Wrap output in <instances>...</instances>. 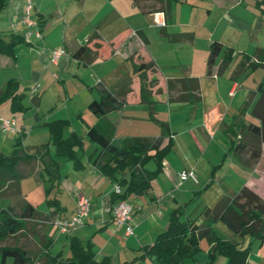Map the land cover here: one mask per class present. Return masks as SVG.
Listing matches in <instances>:
<instances>
[{"label": "crops", "instance_id": "1", "mask_svg": "<svg viewBox=\"0 0 264 264\" xmlns=\"http://www.w3.org/2000/svg\"><path fill=\"white\" fill-rule=\"evenodd\" d=\"M259 1L169 0L170 14H147L133 0H32L28 16L35 24L28 26L24 22L27 0H9L0 12V34L25 37L30 32V36L28 43L18 46L16 60L0 56V90L8 79H17L26 107L24 112H12L7 100L5 117L20 125L22 145L39 152L31 163L19 166V196L0 202L19 211L20 202L25 201L50 216L43 223L25 224L21 230L24 248L36 254L51 240L53 253V245L61 241L69 255V237L77 236L90 242L96 259L108 257L110 264H154L143 255L142 246L151 244L166 228L174 208H183V220L198 217L211 204L198 205L196 195L214 186L218 192L214 206L239 186L264 197V140L252 129L260 125L252 110L264 89V4ZM182 3L191 12L196 3H207L219 16L206 23L184 22L178 18ZM36 32L41 36L36 37ZM215 40L234 50L222 71V53L210 71L207 66L209 46ZM84 45L88 52L75 56ZM56 48H63L65 54L53 61ZM142 63H153L147 71L148 81L156 82L150 87L151 104L140 98V77L134 67ZM188 77L199 82L195 102L188 99ZM102 91L122 100V106L102 115L94 113L89 104L99 100ZM19 113L23 116L13 117ZM56 120L68 122L64 136L74 133L82 139L78 165L57 156L49 142L48 123ZM160 122L167 123L172 146L150 188L128 199L132 233L126 234L127 226L113 220L111 195L118 186L94 163L100 147L89 139L88 131L94 128L120 143L134 136L159 137ZM42 163H48L56 175L51 192L57 188L52 196L57 197L60 210L52 214L47 204L44 211L38 210L23 192L25 178L46 180ZM145 167L153 170L156 164L149 161ZM187 169L194 170L196 179L179 176ZM80 195L90 202L85 223L61 233L62 239L51 236L52 219L70 217Z\"/></svg>", "mask_w": 264, "mask_h": 264}, {"label": "trees", "instance_id": "2", "mask_svg": "<svg viewBox=\"0 0 264 264\" xmlns=\"http://www.w3.org/2000/svg\"><path fill=\"white\" fill-rule=\"evenodd\" d=\"M9 0H0V12L7 6ZM143 13L163 12L170 14L169 0H133ZM264 4V0L258 2ZM29 42L22 35L11 33L0 34V56H7L13 61L17 58L18 46ZM88 52L86 45L81 47L75 56ZM223 54L220 71L224 70L234 57V50L224 47L219 41L211 42L207 57L208 70L215 64L219 54ZM256 64V63H254ZM153 63H142L134 67L140 77V98L142 103L151 104L152 91L156 82L148 81L147 71ZM188 99L195 102L199 99V82L196 77H188ZM253 107V114L260 120V125L252 127L261 140H264V89ZM24 94L19 91V82L15 78L8 79L0 90V103L9 100L12 112H24L22 104ZM123 101H118L107 91H102L99 100H93L89 108L96 114L102 115L107 111L120 108ZM68 126L65 120H56L48 123L49 142L55 148V154L73 160L78 165L77 150L83 147L82 139L74 133L64 136ZM161 135L156 138L134 136L123 139L120 143L108 140L94 128L88 131L89 139L99 145V152L94 155V163L107 178L118 186L112 192L111 201L115 204L121 200H128L133 195L145 192L151 186V180L162 167V162L171 149V132L167 123L160 122ZM167 143L163 145L164 139ZM39 148L34 152L22 145V138L15 137L9 153L0 151V201L8 197H17L20 194L19 180L21 179L19 166L31 163L38 156ZM259 156V153L257 154ZM154 161L156 168L149 170L145 165ZM43 173L49 185L46 187V204L53 212L60 210L58 199L49 194L55 187L54 169L48 163H42ZM129 201V200H128ZM183 208H174L169 215L166 228L160 232L151 244L142 246L144 256H150L154 264H184L186 258L195 259L201 251L200 240L206 239L209 249V259L203 264H214L216 255H223L226 264H248L250 243L247 238L257 239L264 243V197L248 186H242L237 192L223 197L214 207H204L198 217L182 219ZM56 218V217H55ZM202 218V220H200ZM50 216L38 212L34 206L22 201L20 210L15 206L2 205L0 202V264H35V260L42 264H110L108 257L95 258L90 242H84L77 236H70L68 241L69 255L62 252L51 253L52 241L44 242L38 253L31 252L18 244H1L9 237L20 233L25 224L33 220L34 224L43 223ZM54 219V218H53ZM52 219V220H53ZM36 220V221H35ZM114 220V217H113ZM217 221L223 222L233 233L240 237L225 238L214 225Z\"/></svg>", "mask_w": 264, "mask_h": 264}, {"label": "rangeland", "instance_id": "3", "mask_svg": "<svg viewBox=\"0 0 264 264\" xmlns=\"http://www.w3.org/2000/svg\"><path fill=\"white\" fill-rule=\"evenodd\" d=\"M218 16H219L218 10L210 5H207V3H203V4L196 3V5L194 6L193 12L189 10L188 6L185 3L180 4L179 9H178V18L179 20H182L184 22L195 20L198 23H202V22L206 23V22H211L210 20L212 19L216 20ZM8 103L9 102L6 101L4 104V108L3 107L0 108V119H7L5 115L7 111L9 110ZM22 116L23 115L19 113L17 115L14 114L13 117L19 118ZM19 128H20V125L18 123H17V126H15L14 131L12 130L3 131L0 128V151L5 152V153L10 152L12 142L14 141L15 137L18 136V134H20L18 132ZM46 185H47L46 180L42 182L41 180H37V178L34 176H29L23 180L24 195H26L29 200L34 202V205L40 211H44L45 210L44 208L46 207V197H45V192H44V187ZM235 188L236 189H234V191L237 192L240 189V186L235 187ZM216 190L217 188L214 186V187H210L207 191L204 190L203 192L199 193L198 195H196L195 203L199 205V203L203 201L204 202L208 201L209 204H211L210 206L213 207L215 204L213 203L215 200V196L216 194H218ZM57 191L58 190L56 188L53 192L57 193ZM54 193L51 192L50 196L54 195ZM51 227H52V231L50 232L51 236L56 237V238L59 237L60 239H62L63 235H61V232L59 231V229L55 225ZM214 227L217 230V232H219V234H221L225 238L234 237L236 240H241L240 237L234 236V233L221 221H217ZM23 241L24 239L20 232V233H17L15 236L9 237L1 244L22 245ZM250 241L251 243L249 244ZM245 243L247 245L248 244L250 245L248 264H264V243H261L257 239H251V238H247L245 240ZM200 246H201V251L197 253V255L195 256V259L186 258L184 260V264H203L205 261L209 259V254H208L209 245L206 239L200 240ZM59 251H62L63 256H67V247L63 246L61 241H58L52 247L53 253H57ZM10 263H11V259L7 261V264H10ZM35 264H41V263L39 260H35ZM214 264H226V258L223 255L217 254L214 260Z\"/></svg>", "mask_w": 264, "mask_h": 264}, {"label": "built area", "instance_id": "4", "mask_svg": "<svg viewBox=\"0 0 264 264\" xmlns=\"http://www.w3.org/2000/svg\"><path fill=\"white\" fill-rule=\"evenodd\" d=\"M32 8V0H27L26 4V17L24 22L28 26H33L35 23L32 21L28 13ZM160 25H164L165 22H159ZM36 37H40V33H35ZM30 32L26 33V40L29 39ZM29 41V40H28ZM65 54L63 48H56L52 50V59L53 61L57 60L59 57ZM0 128L3 131H14L15 130V120L14 119H0ZM181 178H192L196 179L193 169L182 170L179 173ZM119 188L117 187V190ZM114 221L118 225H126V234L132 233V206L128 200H121L116 202L112 207ZM90 213V202L87 196L80 195L75 204L74 213L68 218H54L51 222L55 225L61 233L68 234L78 226H82L85 223V220L88 218Z\"/></svg>", "mask_w": 264, "mask_h": 264}]
</instances>
